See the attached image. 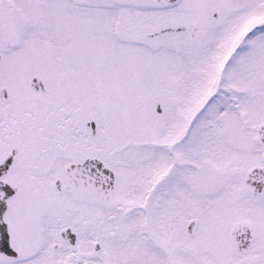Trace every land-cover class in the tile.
I'll use <instances>...</instances> for the list:
<instances>
[{
  "label": "snow or ice",
  "instance_id": "snow-or-ice-1",
  "mask_svg": "<svg viewBox=\"0 0 264 264\" xmlns=\"http://www.w3.org/2000/svg\"><path fill=\"white\" fill-rule=\"evenodd\" d=\"M0 264H264V0H0Z\"/></svg>",
  "mask_w": 264,
  "mask_h": 264
}]
</instances>
